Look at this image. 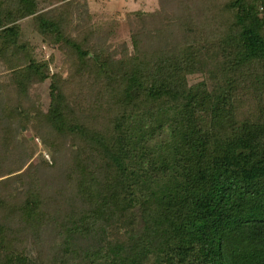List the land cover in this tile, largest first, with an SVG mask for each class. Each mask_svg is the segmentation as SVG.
Masks as SVG:
<instances>
[{
	"label": "trees",
	"instance_id": "trees-1",
	"mask_svg": "<svg viewBox=\"0 0 264 264\" xmlns=\"http://www.w3.org/2000/svg\"><path fill=\"white\" fill-rule=\"evenodd\" d=\"M88 3L0 0V264H264V0Z\"/></svg>",
	"mask_w": 264,
	"mask_h": 264
},
{
	"label": "rangeland",
	"instance_id": "rangeland-1",
	"mask_svg": "<svg viewBox=\"0 0 264 264\" xmlns=\"http://www.w3.org/2000/svg\"><path fill=\"white\" fill-rule=\"evenodd\" d=\"M49 2L51 7H55L57 5L62 4L66 0H46ZM89 8L93 12H98L107 17L109 14L113 15L114 13L123 11L127 15H132L138 11L144 12H154L157 11L159 8V0H88ZM128 37L126 26L122 27L119 31L117 36L118 40H124ZM39 44L37 45V47ZM52 53L56 54L57 58V67L55 66V72L60 68V71L67 70L71 65L70 57L75 53L71 46L66 43H62L58 45V47L51 48ZM49 86L50 82L47 81L41 87V94H42V102L41 105L43 107H47L49 104ZM24 135L30 136V138H34L33 141L38 148V153H41L45 156V158L52 164L53 160L52 157L48 152L44 150L43 142L40 137H34L31 133L24 132ZM41 141V145L38 143ZM40 154V155H41ZM48 219L44 218V222Z\"/></svg>",
	"mask_w": 264,
	"mask_h": 264
},
{
	"label": "built area",
	"instance_id": "built-area-1",
	"mask_svg": "<svg viewBox=\"0 0 264 264\" xmlns=\"http://www.w3.org/2000/svg\"><path fill=\"white\" fill-rule=\"evenodd\" d=\"M41 50L44 53V56L46 59H50L51 55H52V50L50 47H48L47 45H43ZM55 69L54 67H51V72L54 73ZM38 143L41 145V141H38Z\"/></svg>",
	"mask_w": 264,
	"mask_h": 264
}]
</instances>
